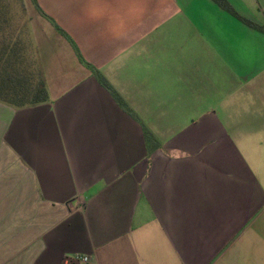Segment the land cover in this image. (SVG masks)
Here are the masks:
<instances>
[{
  "label": "crops",
  "instance_id": "0c3cea01",
  "mask_svg": "<svg viewBox=\"0 0 264 264\" xmlns=\"http://www.w3.org/2000/svg\"><path fill=\"white\" fill-rule=\"evenodd\" d=\"M36 3L49 101L0 103V264H264V31L213 0Z\"/></svg>",
  "mask_w": 264,
  "mask_h": 264
},
{
  "label": "trees",
  "instance_id": "16d2710c",
  "mask_svg": "<svg viewBox=\"0 0 264 264\" xmlns=\"http://www.w3.org/2000/svg\"><path fill=\"white\" fill-rule=\"evenodd\" d=\"M32 1L36 9L40 11L36 0ZM213 1L248 26L264 31V28L240 17L226 0ZM42 15L45 16L43 13ZM49 20L56 31L71 43L83 62L71 38L53 20ZM88 67L116 102L131 116H134L104 76L92 66L88 65ZM48 101L47 83L31 40L30 21L24 0H0V103L19 110L35 107ZM145 137L148 151L158 146L156 138L147 130Z\"/></svg>",
  "mask_w": 264,
  "mask_h": 264
},
{
  "label": "rangeland",
  "instance_id": "374dc122",
  "mask_svg": "<svg viewBox=\"0 0 264 264\" xmlns=\"http://www.w3.org/2000/svg\"><path fill=\"white\" fill-rule=\"evenodd\" d=\"M27 3V5H28V7L30 8V11L31 10H35V5H34V3H33V1L32 0H24V3ZM26 3H25V6H26ZM37 10V9H36ZM26 12H27V9H26ZM27 15H28V12H27ZM29 17V16H28Z\"/></svg>",
  "mask_w": 264,
  "mask_h": 264
},
{
  "label": "built area",
  "instance_id": "2783aa9c",
  "mask_svg": "<svg viewBox=\"0 0 264 264\" xmlns=\"http://www.w3.org/2000/svg\"><path fill=\"white\" fill-rule=\"evenodd\" d=\"M76 260H82V261L85 262V263L88 262V258H80V257H76Z\"/></svg>",
  "mask_w": 264,
  "mask_h": 264
}]
</instances>
